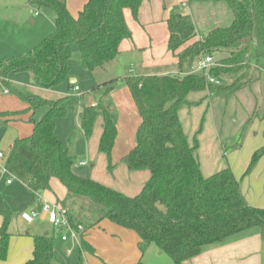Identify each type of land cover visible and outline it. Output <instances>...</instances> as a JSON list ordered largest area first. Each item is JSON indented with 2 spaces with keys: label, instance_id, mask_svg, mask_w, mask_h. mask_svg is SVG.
Returning a JSON list of instances; mask_svg holds the SVG:
<instances>
[{
  "label": "trees",
  "instance_id": "1",
  "mask_svg": "<svg viewBox=\"0 0 264 264\" xmlns=\"http://www.w3.org/2000/svg\"><path fill=\"white\" fill-rule=\"evenodd\" d=\"M143 1L88 0L73 16L64 0H28V4L54 13V31L26 55L1 62L0 80L8 92L26 101L28 111L34 113L44 106L46 112L39 120L31 118L33 130L29 136L14 140L6 154L5 168L31 192L49 190L50 180L57 179L66 189L60 205L68 206L66 216L73 227L81 224L88 229L107 219L134 231L140 238L142 254L153 244L174 264H182L227 237L253 228L264 229V209L248 205L229 168L209 176L201 173L196 155L198 141L195 137L193 145L189 144L178 116V107L186 103L191 92L209 89L215 95L231 94L251 82L254 64L249 53L254 52L257 65L264 61V0H216L228 5L232 21L198 40L190 15L170 11L166 20L167 48L175 53L178 70L183 71L184 66L202 55L219 52L224 55L216 59L211 73L228 81L226 85H207L200 74L180 72L124 77L140 123L135 146L121 162L131 171L147 170L150 174L140 192L132 197L74 172L75 158L55 134V120L66 115L63 98L25 95L12 87L8 78L12 73L30 71L34 84L43 89L65 81L72 43L78 47L82 69H104L118 57L121 42L131 37L124 10L129 9L136 19ZM113 83L109 80L102 85L109 92ZM2 116L11 115L0 113ZM99 116L102 131L97 149L111 169L114 164L110 156L117 135L111 105L100 100L93 106H83L80 128L86 138L91 137ZM262 153L263 149L253 153L246 172ZM8 225L9 217L5 216L0 228V261L7 256ZM32 238V257L25 264H52L54 237L42 234ZM79 252L92 253L83 239Z\"/></svg>",
  "mask_w": 264,
  "mask_h": 264
},
{
  "label": "crops",
  "instance_id": "2",
  "mask_svg": "<svg viewBox=\"0 0 264 264\" xmlns=\"http://www.w3.org/2000/svg\"><path fill=\"white\" fill-rule=\"evenodd\" d=\"M64 1L69 12L73 16H76L88 0ZM26 5L28 7L31 6L28 4V0ZM176 7H187L186 10L178 11L184 12L181 14L190 15L192 18L196 33L195 39L197 40L206 35L209 31L217 27L227 26L232 21L230 9L224 1L144 0L139 7L136 19L133 17L129 9L124 10L125 21L130 33L132 34L130 38L124 39L121 42L118 57L114 61L110 62L104 69L95 70L102 72L104 75V79L96 84L98 87L109 80H114L115 82V80L120 77H114L112 75V70L120 65V62L125 55H133L140 46H145L146 52L143 54L144 58L148 57L152 51V54L156 57L157 61H163L162 56L167 55V53H170L175 61V65L171 67H163V69H157L149 73L144 72L145 69H142L140 64H138L137 67L139 68V71L131 70V72L123 76L122 79H120V82L121 84H124V86H121L120 84L119 88H116L117 86L114 88V83V89H112L110 93L113 101L115 102V106H117L116 108H118L120 112L116 123L117 135L110 156L111 162L114 166L110 169L106 164L108 172H105L100 167L99 171L95 172V176L93 178L91 177V179L99 181L104 185L130 197L135 196L140 192L144 184L149 179L150 174L147 170L133 171V173H135V178L130 181L123 180V175L122 177L118 176L121 174V171L126 174V171L129 170L127 166L121 162V159L135 146L136 141L133 140V135L140 123V116L137 108L123 79L128 75H172L180 72L177 67L178 60L175 53H172L167 48L169 32L166 20L170 11L174 10ZM14 8V0H0V63L9 58L18 56L16 55V43L19 42L20 45L21 39L19 40L17 38V22L12 18L13 11L15 10ZM206 8L208 10H206ZM35 13L36 12L31 15V24L34 23V18L38 16V13L36 15ZM54 17L53 13V26ZM214 60L216 61V59ZM189 65L184 66L183 71L180 73L186 72L189 69ZM252 67L253 69L255 68L252 70L255 72L256 76H252V80L248 84L249 86L260 82L262 78H264L263 66L256 64ZM259 71L261 72L259 73ZM252 75L254 74L252 73ZM231 80L232 79H230V81ZM223 82V85L228 83L226 80H223ZM31 83L34 84L33 74L31 75ZM74 83L75 80L72 83L69 82V85L74 86ZM69 85L68 87L72 89L73 87ZM4 88L5 87L0 80V113H3L6 109H14L16 111L22 106L28 111V104L25 106L20 104L15 96L11 95L10 92ZM206 90L207 94L210 95V93H212L209 89ZM240 90H242V88L238 91ZM212 96L214 97L216 95L212 93ZM95 104L97 103L90 102L87 106H93ZM0 118H4V121H0V125H4L9 128V123L13 120L6 116H2ZM101 120L102 118L99 116L95 122L91 137L87 138L89 139L91 145L89 152L91 160L96 157H100L99 159L102 158L100 156L102 153H99L97 149L98 140L102 131ZM234 121H237V117ZM31 126L33 130L32 123ZM10 133L11 135L6 140V145L4 146L5 148H0V152H3L5 155L8 153L9 147L12 145L14 140L19 138L17 131L14 130L13 133ZM234 136H237L236 139L238 140V144L231 142L229 146L232 148L227 154L225 152L223 153V156H225V162L219 166H224L222 169L229 168L231 170L232 174L240 184L241 193L248 205L264 209V113H259L254 105L253 107H249L241 115L239 123L235 127ZM222 144L221 149H225V147L227 148V143L223 142ZM259 149H263L262 155L257 160L253 168L249 172H246L251 162L253 153ZM71 155L75 158V155ZM198 162L201 173L204 176L212 174V171H208L209 173L206 172L201 161L198 160ZM91 167L95 168L96 165L92 164ZM93 170L94 169H92V171ZM74 172L78 174L75 169ZM19 183L25 191L30 194H35L34 192H31L22 182L19 181ZM8 185H12V182ZM49 185L50 189L41 192V195H43L45 200L60 204L66 196L65 187L54 178L50 180ZM31 198L33 199V197ZM29 200L30 198H28L25 203H28L27 206L32 205ZM24 206V208L27 207L26 205ZM65 208H68V206L66 205ZM10 212V208L9 210H7V208H0V228L4 217L8 216V233L10 234L6 259L0 261V264H25L32 257V237L34 235L42 234H30L28 232L29 229L25 226H20L17 231L16 228L19 223L25 222L19 217L20 212L16 216L11 215ZM43 218L44 216H42L39 220L46 222ZM83 241L89 245L92 249V253H80L79 251L81 248H79L77 259L72 261L69 260L71 264H138L140 261L143 264H174L172 260L167 257L168 255L166 253L159 250L153 244L147 248L144 254H142L140 251L139 236L134 231L125 229L107 219H103L91 228L86 229ZM68 245L69 243L63 242L61 238L56 242L54 240L52 264H67V258H65V256L68 255L64 250ZM182 264H264V229L253 228L227 237L221 243L205 247L201 253L184 261Z\"/></svg>",
  "mask_w": 264,
  "mask_h": 264
},
{
  "label": "rangeland",
  "instance_id": "3",
  "mask_svg": "<svg viewBox=\"0 0 264 264\" xmlns=\"http://www.w3.org/2000/svg\"><path fill=\"white\" fill-rule=\"evenodd\" d=\"M26 3L27 0H14L15 10L13 11L12 18L17 22V38L19 40L21 39L20 45L19 42L16 43V55L18 56L26 55L32 51L39 42L50 36L54 31L53 12L45 7L35 5L28 7ZM186 9L187 7H176L174 11L181 14L184 12H179L178 10L183 11ZM206 10L208 9L206 8ZM34 12H37L38 16L34 18V23L31 24V15ZM145 52V46H140L133 55H125V57H123L120 65L112 70V75L114 77H120L115 80V84L113 83L114 88L115 86L119 88L121 84L120 79L131 72V70L137 71L139 69L137 67L138 64H140L141 68L145 69L144 72L147 73L157 69H163V67L166 68L175 65L173 56L170 53L162 56L163 61H157L152 51L148 57L144 58L143 54ZM223 55L222 53L215 52L212 56L214 59H217L219 57L221 58ZM254 56V52L251 51L249 53V58L251 62L256 65L257 62ZM259 64L264 67V62L259 61ZM69 67L68 78L48 90L41 89L37 85L31 83L32 74L30 72L12 73L8 78L12 87L25 95L34 94L44 99L48 98L52 100L56 98L64 99L66 115L55 120L56 136L61 140L62 144L68 148L69 152L75 155V171L84 177L93 178L96 174L95 172H98L100 167L105 172H108L106 169L107 161L106 157L102 154L100 155L102 157L101 159H99L100 157H96L91 160L89 154L91 145L89 139L85 137L80 128L79 110L82 109L83 106H87L90 102L98 103L101 100L104 104L111 105L116 117V123L120 112L119 109L116 108L117 106H115V102L111 97L110 93L112 90L107 92L104 85L101 84L99 87L96 85L104 79L102 72L85 70L79 66V50L75 43L71 44ZM253 70L252 73L254 75L252 76H256ZM260 72L261 71H259V73ZM70 78L75 80L72 89L68 87ZM121 86H124V84H121ZM10 94L15 96L20 104L24 106L27 104L26 101L21 99L13 91H11ZM208 95L207 90L189 93L186 97V103H182L178 107V116L189 144L191 146L193 145L195 137L198 141L199 149L197 148L196 151L198 160L201 161L207 173L212 171L211 173L213 174L224 167L219 165L225 162L223 153L225 152L227 154L230 152L232 147L229 145L231 142L238 144V140L236 139L237 136L234 135L235 127L238 125L241 115L249 107H253V105L256 106L259 113H264V78L251 86L248 85L243 87L242 90L238 92L220 94L214 97ZM4 112L9 113L11 115L9 117L13 121L9 123V128L0 125V148H5L6 140L11 135L10 132L13 133L14 130L18 132L19 138L31 134V118L34 120L41 119L46 112V108L41 106L33 113L32 111H27L26 108L22 106L16 111L14 109H6ZM236 117L237 121H234ZM0 121H4V118H0ZM136 131L137 128L133 135L134 141H136ZM223 142L228 144L225 149H221ZM80 161L85 164L79 165ZM92 164H95L96 167H91ZM3 168L1 161L0 208H7V210L10 208V213L13 216H16L19 212L24 209H29L30 207H34L39 212L43 205V195L38 199L37 195L25 191L19 181L14 178L11 179L12 185H8L6 181L10 176L3 171ZM92 169L94 170L92 171ZM123 173L124 172L121 171V174L118 176L122 177L123 175V180L125 181H130L135 178V173H133V171L128 170L126 174ZM31 197H33V199ZM28 198H30L29 201L32 204L31 206H27L28 203L25 204ZM24 205L27 207L24 208ZM84 208L88 210L86 205ZM93 208H95L94 205ZM86 214L89 213L86 212ZM20 226L27 227L30 234H47L53 236L55 242L60 239V234L57 229L51 224L40 221L39 219H36L31 225L19 223L16 228L17 231ZM78 250L79 248L76 246L73 248L71 255L65 256V258H67V264H71L69 260L72 261L77 259Z\"/></svg>",
  "mask_w": 264,
  "mask_h": 264
},
{
  "label": "built area",
  "instance_id": "4",
  "mask_svg": "<svg viewBox=\"0 0 264 264\" xmlns=\"http://www.w3.org/2000/svg\"><path fill=\"white\" fill-rule=\"evenodd\" d=\"M36 14L37 12L35 13V15ZM215 65V60L211 55H202L200 58H197L189 65V69L186 72L180 73V75L200 74L205 79L207 85L221 86L223 84V81L220 78L213 76L211 73V69ZM210 96H212V93H210ZM5 160L6 155L3 152H0V162L2 161L4 167L3 171L10 176V178L6 181L7 184H9L12 182L11 179L14 177L7 172L5 168ZM83 164L85 163H79V165ZM34 193L39 199L41 196V192ZM42 216H44L43 220L57 229L58 233L60 234L61 240L63 242L69 243V245L64 250L67 255H70L72 253L74 247L77 246L78 248H81V240L86 233V229L81 224L73 227L67 219L66 209L63 208L59 203L50 202L43 199V205L39 212L35 208H30L19 213V217L21 218V220H23L28 225L33 224L36 219H40Z\"/></svg>",
  "mask_w": 264,
  "mask_h": 264
},
{
  "label": "water",
  "instance_id": "5",
  "mask_svg": "<svg viewBox=\"0 0 264 264\" xmlns=\"http://www.w3.org/2000/svg\"><path fill=\"white\" fill-rule=\"evenodd\" d=\"M69 82H71V83H72V82H74V79H73V78H71Z\"/></svg>",
  "mask_w": 264,
  "mask_h": 264
}]
</instances>
